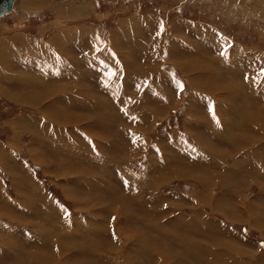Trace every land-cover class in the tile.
Returning <instances> with one entry per match:
<instances>
[{
	"label": "rangeland",
	"instance_id": "obj_1",
	"mask_svg": "<svg viewBox=\"0 0 264 264\" xmlns=\"http://www.w3.org/2000/svg\"><path fill=\"white\" fill-rule=\"evenodd\" d=\"M76 25L97 38L81 56L115 38L137 71L69 67ZM83 62L123 87L89 93ZM263 163L264 0H16L0 19V264H264Z\"/></svg>",
	"mask_w": 264,
	"mask_h": 264
},
{
	"label": "crops",
	"instance_id": "obj_2",
	"mask_svg": "<svg viewBox=\"0 0 264 264\" xmlns=\"http://www.w3.org/2000/svg\"><path fill=\"white\" fill-rule=\"evenodd\" d=\"M86 8H87L86 6H84V8H82V10L80 11L81 14H83L86 11ZM83 15H85V13ZM86 26L87 25H76L75 27L71 28L72 30L68 28L66 31H64L63 36L59 34L60 36L57 37V44H58L59 48L62 50V56H63L62 59H64V60L69 59V58H76L77 59V57L79 56V58L83 57L84 61L86 58V61H87L88 58H92V59H95V62L97 64L99 63V65H104L107 63V61L111 60L110 65H111V68L113 69V71H115V70L117 71V69L114 70V67L118 63H123V68H126V70H125L126 72L128 71V67L131 68V70H133V71H137V70H135V68L138 69V67L140 66L141 63L137 62L136 57L134 59H132L130 62H126V61L124 62L123 60L115 61L112 58L115 51L117 50V48L120 51L122 50V48L119 47V44L115 38L111 39L112 48H110L111 53L109 55L111 58H107L106 60L97 59L96 55H94V54L93 55L84 54L83 56H81L80 54H82V53H78V52H84L85 50H87V47L92 46V43L95 44L97 42V38L94 36L95 34H93L94 31H92V27L91 26L86 27ZM138 29H139V25H136L135 20L132 19L129 22L124 24L122 31H119L116 34V37L117 36L122 37L125 40L123 42L124 45L126 44V46L129 47V43L132 42V41H130V39L133 40V37H134L133 35L138 31ZM72 31H74L75 34ZM66 43H68V44L66 45ZM75 45H78V46L76 47ZM62 46H64V48H62ZM137 52H139V51L137 50ZM139 54H140V52H139ZM90 67H92V68H90ZM90 67L87 66V62L77 64L78 69L77 68H76L77 70L73 69V73H75V72H76V74L78 73L81 76L82 80L86 83V85H87V81L91 82L94 80L98 83V85H100L102 87L106 86L109 88L113 84H117L118 89H119V85L121 88L123 87L122 83H117L118 80L115 81L113 79L114 80L113 84L107 83L111 79V76L109 77L108 75H106L104 73H103L104 75L102 74V75L98 76V75H96V70H95V68H97L96 65L92 66L90 64ZM106 68H108V66H105V70H100V71L106 72ZM64 71H66V70H64ZM79 71H82L81 74H83V75H81ZM121 71H123V70H121ZM87 87H89V88H87L88 92L92 93L90 90L92 86L87 85ZM138 89H139L138 93H141L140 91L143 88L138 87ZM120 91H121L120 94L122 95V90H120ZM93 94L95 95V93H93ZM98 95L99 94H96V96H95L96 98H94L93 96H91V97L94 100H98V98H97ZM142 95H143V92H142ZM99 96H100L99 98H101L102 95H99ZM171 98H173V96H171ZM98 257L100 259L104 258L105 259L104 261L106 263L108 262L107 254L104 253L101 256L98 255Z\"/></svg>",
	"mask_w": 264,
	"mask_h": 264
},
{
	"label": "bare ground",
	"instance_id": "obj_3",
	"mask_svg": "<svg viewBox=\"0 0 264 264\" xmlns=\"http://www.w3.org/2000/svg\"><path fill=\"white\" fill-rule=\"evenodd\" d=\"M15 3H16V0H14V4H13V7H12V9L9 11V12H11L13 9H14V6H15ZM9 12H7V13H5L4 15H2L1 17H0V19L3 17V16H5L6 14H8ZM85 41V40H84ZM5 45V44H4ZM92 50V49H91ZM192 55V54H191ZM82 60V59H81ZM62 61V60H61ZM65 61V63L67 62L68 63V66L70 67L71 66V64H70V60H64ZM84 63V62H83ZM92 64V63H91ZM74 65V64H73ZM68 66H63V67H68ZM254 66V65H253ZM256 66V65H255ZM68 67V68H69ZM61 68V67H60ZM67 68V69H68ZM66 70V69H65ZM60 72H61V70H59ZM189 71V70H188ZM61 73H63V72H61ZM74 75V74H73ZM195 78V77H194ZM29 86V85H28ZM213 89V88H212ZM232 91V90H231ZM252 95V94H251ZM237 97V96H236ZM43 98V97H42ZM138 117V116H137ZM243 125V124H242ZM241 127V126H240ZM231 138V137H230ZM253 146V145H252ZM250 147V146H249ZM253 147H255V146H253ZM245 148V147H244ZM252 148V147H251ZM255 148H257V147H255ZM254 149V148H253ZM254 152V151H253ZM264 164V163H263ZM261 166H262V164H261ZM260 172V171H259ZM256 174V173H255ZM257 177V176H256ZM260 177V176H259ZM258 177V178H259ZM42 194V193H41ZM6 201H8L4 196H2V203H4V202H6ZM11 204V203H10ZM4 207H7V206H4ZM13 207V206H12ZM50 207V206H49ZM11 209V208H10ZM16 210V209H15ZM15 216V215H14ZM57 217V216H56ZM59 217V216H58ZM14 218V217H13ZM11 218H9V220H10ZM13 220H15V219H13ZM13 220H10V223H3V226H2V230H4V231H6V233H9V235L10 234H13V232L14 231H12L13 229ZM16 224V223H15ZM54 225H55V228H54V231H53V233L51 234V235H49V237H46V236H44L43 238H41V237H39V238H34V240H37L40 244H43L44 246H47L48 247V249L49 248H52V247H55L56 245H57V247H61V245H63V239L65 238V236H63V235H61V233H58V229L60 228L59 227V225L58 224H55L54 223ZM21 226V225H20ZM23 227V226H22ZM22 227H19V229L20 228H22ZM16 228V227H15ZM23 229V228H22ZM60 230V229H59ZM24 232V231H23ZM18 233H20L19 231L17 232V234ZM3 234V233H2ZM29 234V233H28ZM36 234V233H35ZM64 234V233H63ZM21 235V234H20ZM26 235H27V233H26ZM12 236V235H11ZM17 236V235H16ZM28 236V235H27ZM63 236V237H62ZM86 236V235H85ZM2 237V236H1ZM8 237V236H7ZM14 237V236H13ZM34 237H36V235H34ZM72 237V236H71ZM8 238H10V236L8 237ZM15 238V237H14ZM29 238H30V236H29ZM29 238H27L26 237V240L27 239H29ZM17 239V238H16ZM31 239H32V237H31ZM71 239V238H70ZM5 240H7V239H5ZM10 239H8V241H9ZM15 240V239H14ZM25 240V239H24ZM30 240V239H29ZM0 241H1V239H0ZM20 241V240H19ZM5 242V241H4ZM13 242V241H12ZM33 242V241H32ZM12 244V243H11ZM19 244V243H18ZM27 244V243H26ZM1 245V244H0ZM10 245V244H9ZM23 245V244H22ZM27 245H30V244H27ZM31 245H32V243H31ZM24 246V245H23ZM12 247V246H11ZM146 247V246H145ZM62 248V247H61ZM195 248V247H194ZM45 249V248H44ZM54 249V248H53ZM57 250V249H56ZM52 251V250H51ZM13 252H15V251H12V253ZM21 252H23V251H21ZM53 252V251H52ZM14 254V253H13ZM15 254H16V252H15ZM24 254V253H23ZM27 254V253H26ZM59 254V252L57 251V253H56V255H58ZM12 255V254H11ZM55 255V256H56ZM102 255V254H101ZM4 257V256H3ZM35 257V256H34ZM34 257H33V259H34ZM110 259V258H109ZM25 260V259H24ZM28 261V260H27Z\"/></svg>",
	"mask_w": 264,
	"mask_h": 264
},
{
	"label": "water",
	"instance_id": "obj_4",
	"mask_svg": "<svg viewBox=\"0 0 264 264\" xmlns=\"http://www.w3.org/2000/svg\"><path fill=\"white\" fill-rule=\"evenodd\" d=\"M14 4V0H0V17L9 12Z\"/></svg>",
	"mask_w": 264,
	"mask_h": 264
},
{
	"label": "snow or ice",
	"instance_id": "obj_5",
	"mask_svg": "<svg viewBox=\"0 0 264 264\" xmlns=\"http://www.w3.org/2000/svg\"><path fill=\"white\" fill-rule=\"evenodd\" d=\"M161 30H163V25H161Z\"/></svg>",
	"mask_w": 264,
	"mask_h": 264
}]
</instances>
